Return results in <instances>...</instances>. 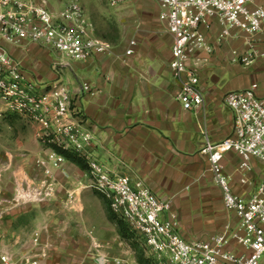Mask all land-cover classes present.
<instances>
[{"label":"crops","instance_id":"obj_1","mask_svg":"<svg viewBox=\"0 0 264 264\" xmlns=\"http://www.w3.org/2000/svg\"><path fill=\"white\" fill-rule=\"evenodd\" d=\"M150 2L126 0L117 6L140 7L131 12L136 15L131 55L124 54L127 42L85 61L68 60L60 73H54L51 53L38 44L9 45L7 51L21 62L25 79L40 89L60 78L73 91L72 106L94 136L92 155L100 164L131 180L142 179L158 197L171 200L184 238H204L226 223L233 226L236 217L224 209L201 149L205 137L218 142L231 134L233 116L223 104V95L252 82L263 87L264 58L241 63L231 51L242 47L245 36L228 39L199 64L202 107L184 110L168 67L171 36L156 11L150 10ZM216 30L213 25L205 32L208 42ZM83 82L90 90L77 93ZM5 114L11 116L0 113V117ZM28 123L11 133L12 118L0 119L4 131L0 134V256L6 255L8 264H22L24 259L45 264H133L123 260L130 252L108 218L106 200L87 186L86 165L81 168L62 157L59 167L50 166L52 175L46 177L34 160H45L48 151L37 138L38 126ZM222 163L232 189L247 193L249 188L237 183L239 157L228 152ZM251 165L261 175L262 165L253 159ZM23 185L40 191L51 188L50 196L16 202L12 193ZM92 209L105 221L97 232L88 227Z\"/></svg>","mask_w":264,"mask_h":264},{"label":"built area","instance_id":"obj_2","mask_svg":"<svg viewBox=\"0 0 264 264\" xmlns=\"http://www.w3.org/2000/svg\"><path fill=\"white\" fill-rule=\"evenodd\" d=\"M126 0H105L117 7ZM158 18L171 36L168 67L177 82L176 99L184 110L202 107L198 67L215 48L231 38L244 35L241 48L231 54L247 64L264 58V3L257 0H158ZM215 25L216 33L208 42L205 32ZM38 44L57 58L50 68L60 73L66 60L85 61L94 54L111 51V45L92 33V24L77 0L52 9L47 0H0V113H11L38 126L37 138L47 149L46 159L37 158L35 167L51 177L50 166L62 160L52 147L74 152L87 168L92 190L107 202L111 214L137 236L161 264H264V86L252 82L245 88L227 91L223 104L233 116L229 136L218 142L205 137L201 152L207 156L214 184L220 189L225 210L236 223L204 238H184L179 232L170 199L154 194L140 178L100 164L92 155L94 136L80 112L72 106L73 91L60 78L46 90L25 79L21 62L12 57L7 46ZM130 39L125 55L134 52ZM90 90L87 83L77 93ZM228 152L239 157L238 184L247 193H236L224 171L222 159ZM263 168L258 180L247 173L251 161ZM51 188L18 187V200L42 201ZM36 240V239H34ZM237 246L241 251L235 250ZM0 264H8L6 255ZM22 264H45L24 259Z\"/></svg>","mask_w":264,"mask_h":264},{"label":"rangeland","instance_id":"obj_3","mask_svg":"<svg viewBox=\"0 0 264 264\" xmlns=\"http://www.w3.org/2000/svg\"><path fill=\"white\" fill-rule=\"evenodd\" d=\"M70 0H47L48 5L52 9H58L65 5ZM80 5L83 7L86 16L89 18L91 24H92V33L97 38L104 40L108 42L111 45V48L115 45L124 44L127 43L128 40L131 38H134V30L132 29L133 25H135L136 22V15H131V12L136 13L138 10H140V7L137 3H133L132 5H126L124 8L122 7H112L109 6L105 0H77ZM151 7L150 10L152 12L158 15L159 8L157 7L156 0H151ZM125 9V11H124ZM158 9V12H157ZM142 11V10H141ZM124 12V13H123ZM134 36V37H133ZM52 59H56L57 57L54 54H50ZM68 61L67 59H65ZM5 114L0 117V119H7L12 118V121L15 123L14 126L10 128V132L14 133L17 129L25 128L29 123L24 118H21L17 115L11 114ZM4 131L0 127V134H2ZM255 162L253 161V164ZM34 166H35V160H34ZM255 169L256 164L254 165ZM259 171L263 172V168H260ZM247 176L249 178H253L256 181L258 180L259 173L252 170L251 172H248ZM32 187L28 185H23L22 187ZM13 199L14 201H21L18 200V192L17 187H15L13 191ZM108 218L114 225L115 229H117L118 234L120 236L121 241L123 242V247L127 250V252H130V255L126 253V257L123 260H131L133 264H161V261H158L155 256H153L149 250L146 248V246L143 244V242L134 234H132L127 226L120 222L118 219L113 217L111 214L108 215ZM105 226L104 217L99 215L98 212L95 211V209H92L91 211V219L89 221L88 227L91 231L97 232L100 231L101 227ZM197 237H202L198 235ZM195 237V238H197ZM135 262V263H134Z\"/></svg>","mask_w":264,"mask_h":264},{"label":"trees","instance_id":"obj_4","mask_svg":"<svg viewBox=\"0 0 264 264\" xmlns=\"http://www.w3.org/2000/svg\"><path fill=\"white\" fill-rule=\"evenodd\" d=\"M52 149L59 155L63 156V158H65L66 160H69L75 164H77L78 166H80L81 168H85V162L84 160L77 156L74 152L69 151V150H63L59 147H52ZM120 221V220H119ZM122 222V221H120ZM123 223V222H122ZM124 224V223H123Z\"/></svg>","mask_w":264,"mask_h":264}]
</instances>
